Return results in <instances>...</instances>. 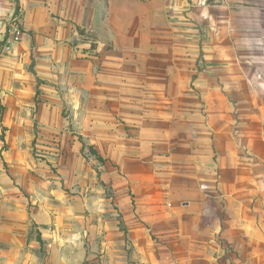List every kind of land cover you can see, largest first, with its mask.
<instances>
[{
    "label": "rangeland",
    "instance_id": "obj_1",
    "mask_svg": "<svg viewBox=\"0 0 264 264\" xmlns=\"http://www.w3.org/2000/svg\"><path fill=\"white\" fill-rule=\"evenodd\" d=\"M141 1L144 57L127 59L124 68L129 103L122 123L106 120L104 107L90 103L91 79L81 85L84 97L64 90L79 84L68 74L43 78L34 46L26 56L0 62L1 147L10 148L1 160L10 177L25 182L15 191L26 212L24 230L13 240L0 239V264L264 261L263 214L255 224L241 221L247 243L232 240L205 227L199 203L187 210L178 201L187 197L175 192L191 184L199 189L202 181L182 146L189 120L196 128L207 117L224 129L225 148L231 135L241 146L249 138L260 152L256 167L264 166V0ZM180 37H189L192 47ZM78 59L93 65L87 56ZM46 94L52 108L58 103L56 117L38 115ZM121 124V137H110ZM113 150L126 158L122 169L110 159ZM222 172L231 177L229 166ZM208 174L207 182L215 183ZM43 210L52 215L49 221L39 217ZM226 214L223 207L218 222ZM226 219L220 231H233Z\"/></svg>",
    "mask_w": 264,
    "mask_h": 264
},
{
    "label": "crops",
    "instance_id": "obj_2",
    "mask_svg": "<svg viewBox=\"0 0 264 264\" xmlns=\"http://www.w3.org/2000/svg\"><path fill=\"white\" fill-rule=\"evenodd\" d=\"M143 5L141 0H0L1 18L6 21L15 20L22 32V38L11 43L9 53H0V62L26 56L30 47L34 46L40 68L45 66V70L41 71L43 78L47 80L48 77L45 76L53 74L57 80L60 74H68L72 80L76 78L79 84H73L69 89L63 87L72 93H84L81 85L86 79H91V85L86 89L91 95L90 103L95 109L104 107L106 120L110 119L114 124L118 120L122 123L126 121V105L129 103L124 68L127 66V59L144 57ZM129 6L139 7V11L128 12ZM178 40H181L183 46L192 47L189 37H180ZM139 41V46L129 49L128 43L138 44ZM82 48L89 50L82 54ZM173 54L171 58L175 59L176 53ZM81 56H87L85 61H92L93 65L86 68L81 64L83 61L78 59ZM110 59H114L115 63ZM189 69L190 67L187 70ZM171 70L174 71L173 66ZM47 95L49 94L44 96V108L40 109L38 115L56 117L58 103L52 108L54 105L49 103L52 96ZM9 96L14 100L18 97L17 93ZM133 103L135 102L132 101ZM93 121L101 122L96 116ZM201 122H198L200 127L195 128L189 120L190 127L182 141V146L189 150V164L200 172V188L191 184L177 189V194L183 193L187 197L186 200H180L182 197L179 196L178 201L187 210L199 203L205 227L225 233L232 240L235 237L244 239L247 243L249 240L248 237L245 239L246 232L241 221L247 218L255 224L257 216L264 215V166L256 167V157L260 152L253 147L249 138L247 144L241 146L234 135H231V140L228 139L229 147H223L224 129L213 127L207 117H203ZM122 131V124L120 128L113 125L109 136L121 137ZM1 136L0 133V239L10 241L25 227V207L15 191L16 185H24L25 182L20 177H10L3 170L5 162L1 160V155L9 153L10 148L2 149L5 137ZM149 147L154 153L157 152L156 147ZM115 153V150L111 151L110 159L113 164L120 163L118 166L122 169L126 158H118ZM122 153L126 155L127 151L120 152ZM225 163L232 171L231 177L225 178L222 172ZM209 164L213 165L209 168ZM259 169L262 171L261 175L257 172ZM209 171L214 176L215 183L207 182ZM23 174H26V168H23ZM221 202L228 215L218 222L223 212V207L219 204ZM229 206L239 207V211L232 213ZM39 217L49 221L48 218L52 215L43 210L39 212ZM225 219L228 223L233 222V231H220L219 224L225 226Z\"/></svg>",
    "mask_w": 264,
    "mask_h": 264
},
{
    "label": "built area",
    "instance_id": "obj_3",
    "mask_svg": "<svg viewBox=\"0 0 264 264\" xmlns=\"http://www.w3.org/2000/svg\"><path fill=\"white\" fill-rule=\"evenodd\" d=\"M21 38L22 32L18 23L13 19L6 21L0 16V53H9L11 43L18 42Z\"/></svg>",
    "mask_w": 264,
    "mask_h": 264
}]
</instances>
